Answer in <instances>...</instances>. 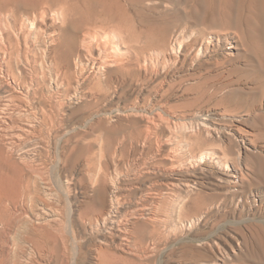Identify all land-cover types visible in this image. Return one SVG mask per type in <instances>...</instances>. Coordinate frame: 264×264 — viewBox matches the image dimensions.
<instances>
[{
    "label": "rangeland",
    "instance_id": "rangeland-1",
    "mask_svg": "<svg viewBox=\"0 0 264 264\" xmlns=\"http://www.w3.org/2000/svg\"><path fill=\"white\" fill-rule=\"evenodd\" d=\"M122 1L128 14L116 15V35L125 46L161 53L158 44L149 42L155 38L142 32L149 19L166 10L165 0H144L137 9ZM65 21L69 28V18ZM49 30V22L38 23L39 61L42 51L54 48L45 35ZM187 52L171 56L182 63L171 65L167 74L161 72L168 59L158 56L156 73L126 77L125 83L118 73L112 77L116 93L101 105L104 111H114L104 121L107 128L72 132L68 196L54 183L48 188V207L24 210L22 225L9 223L6 234L0 235V264H264V181L253 170L263 167L264 173V85L247 77L251 62L241 49L223 67L230 71L226 79L219 75L223 68L199 65ZM131 58L142 56L136 52ZM131 66L140 69L136 63ZM6 91L0 86V105ZM71 102L74 121L78 118L74 111L88 102L75 98ZM10 118L21 119L17 114ZM161 118L181 127L169 129ZM130 120H137L142 130L151 126L148 121L159 124L152 129L150 142H145L143 132L130 128ZM122 129L133 134L131 143L116 141V132ZM206 151L217 157L199 160ZM176 160L181 171L166 172ZM99 168L106 175L104 211L117 196L118 215L128 220L123 234L95 227L103 211L94 200ZM234 172L240 174L237 180ZM174 179H179L181 195L176 208L170 201L173 196L166 194ZM154 187L166 197L165 203L147 196ZM254 193H259L256 202ZM31 226L38 231L34 237ZM125 231L137 233L139 239ZM49 233L55 242L46 240Z\"/></svg>",
    "mask_w": 264,
    "mask_h": 264
},
{
    "label": "bare ground",
    "instance_id": "bare-ground-1",
    "mask_svg": "<svg viewBox=\"0 0 264 264\" xmlns=\"http://www.w3.org/2000/svg\"><path fill=\"white\" fill-rule=\"evenodd\" d=\"M127 1L137 9L144 0ZM164 3L166 10L149 19L142 30L148 38H155L153 43L149 42L158 44L161 53L146 54L133 44L125 46L116 35V15L123 18L128 14L122 0H0V86L8 89L0 105V235L6 234L9 223L12 227L23 224L24 210L48 207L51 201L48 188L52 184L58 183L62 193L68 196L69 174L74 163L72 132L77 128L91 132L105 130L106 120L114 111L105 112L101 105L116 93V86L112 85L116 73L122 77V83L126 77L133 79L142 73L146 76L156 73L153 69L158 56H162L168 60L159 72L167 74L173 68L171 65L182 63L178 56L174 61L171 56L184 50L199 65L223 68L241 49L251 62L247 77L264 85V0H165ZM65 17L69 18V28ZM40 22L50 23L51 30L45 35L54 44L52 50L42 51L41 61L36 59L39 43L36 30ZM104 27L107 31L98 29ZM136 52L142 56L141 60L131 58V53ZM133 63L139 71L131 66ZM229 72L223 68L219 75L226 79ZM72 98L88 102L74 111L78 113L74 121ZM10 114L21 119L13 120ZM159 120L169 129L171 125L181 127L176 121ZM148 122L151 126L142 130L137 120H130V128L143 132L145 142L151 141L152 129L159 125L154 120ZM133 139L131 131L116 132L119 143H131ZM123 153L124 150L120 155ZM213 155L217 157L215 152H203L199 160ZM259 169L253 168L255 175L264 181L263 167ZM165 171L176 175L181 164L176 160ZM117 174L122 175L118 170ZM238 174L234 172L232 178L237 180ZM96 176L94 200L103 211L95 227L123 234L128 220L118 215L117 196H113L110 208L104 211L106 175L99 168ZM171 186V192L166 194L173 196L169 198L176 208L181 202L179 179H174ZM41 191L46 200L39 195ZM159 193L154 187L147 196L165 203L166 197H160ZM258 194H252L254 202ZM29 222H25V227ZM48 222L45 225L49 227ZM31 230L34 237L37 228L31 226ZM130 233L125 231L127 236ZM133 236L139 239L137 233ZM62 238L66 240L65 236ZM46 240L56 241L50 233Z\"/></svg>",
    "mask_w": 264,
    "mask_h": 264
}]
</instances>
